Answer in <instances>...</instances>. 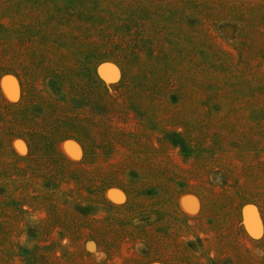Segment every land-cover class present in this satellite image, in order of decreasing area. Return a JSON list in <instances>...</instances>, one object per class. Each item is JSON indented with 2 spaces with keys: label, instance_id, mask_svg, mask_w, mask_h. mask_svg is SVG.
Wrapping results in <instances>:
<instances>
[{
  "label": "rangeland",
  "instance_id": "374dc122",
  "mask_svg": "<svg viewBox=\"0 0 264 264\" xmlns=\"http://www.w3.org/2000/svg\"><path fill=\"white\" fill-rule=\"evenodd\" d=\"M19 73L27 76L26 88ZM52 81L71 94L68 103L113 115L116 128L136 134L140 147L106 141L101 130L87 157L64 120L42 121L57 98ZM22 125L38 140L33 171L21 163L30 157L18 136ZM54 130L61 132L56 152L48 143ZM5 141L21 161L11 170L0 159V264L105 258L87 241L84 218L77 233L56 227L58 221L37 241L28 242L24 232L22 204L24 210L33 204L35 218L47 217L24 193L43 190L45 175L56 180L47 192L66 191L80 168L86 174L79 191L101 190L107 200L94 208L107 222L108 264H162L144 247L157 231L163 242L235 237L264 259V218L253 202H264V0H0V157ZM126 185L139 191L130 206ZM7 212L14 220L5 221Z\"/></svg>",
  "mask_w": 264,
  "mask_h": 264
},
{
  "label": "trees",
  "instance_id": "16d2710c",
  "mask_svg": "<svg viewBox=\"0 0 264 264\" xmlns=\"http://www.w3.org/2000/svg\"><path fill=\"white\" fill-rule=\"evenodd\" d=\"M18 77L23 85V87L26 88L28 84V79L25 74H18ZM58 85L57 82L52 81V86L55 88H49L52 95L54 97H57L54 102L46 106V110L48 111L47 116L45 119H42V121L47 120L46 118H57L64 120V130L68 127L71 128V131L73 133L74 138H76L85 149L86 156H90L92 149H95L94 146V140H95V134H99L101 130L107 131V137H105V140L107 141L109 139H125L126 142H131L134 144V146L140 147V144L135 142L136 134L128 132V130H121L116 128V126L113 124V115H108V112H102L99 114L98 112L95 114L87 113L85 110H83V104L80 102H73L71 101L68 103V101L65 100V98H70L71 94L68 92V90H61V85ZM64 83H62V89H63ZM58 92H61L58 93ZM27 93V99L30 96V92L26 91ZM63 94H67V96L64 97ZM64 98V99H63ZM108 101V100H107ZM112 101V100H110ZM110 101L105 103L109 106L114 105V103H110ZM24 106V104H23ZM22 106V107H23ZM19 108V113L23 111V109ZM102 109V108H100ZM133 111V110H132ZM24 112V111H23ZM26 116V123H29L31 119L26 114H22ZM145 116V115H143ZM15 121L13 122V125L15 126V123H19L17 121V118L20 117V115L15 114ZM23 124H25L23 122ZM26 125V124H25ZM24 125H22L20 129H23V132L18 135L19 137H23L27 140L29 146H30V157L29 161L25 162L22 161L21 163H27L22 164L24 168H27L30 171L35 170L33 167L30 166V164H35L38 158V140L33 137L32 139H29L27 135H25V132L30 133L31 131L29 128H23ZM62 127V126H60ZM25 129V130H24ZM96 131H99L96 133ZM61 133L60 130L53 132H50L48 143H50V146L54 149L56 152V137L58 136V133ZM24 134V135H23ZM181 134H176L174 137L177 139L181 138ZM37 141V143H36ZM170 143H172L173 146L178 147H184V144H177V142H173L172 140H169ZM180 143V142H179ZM5 148L7 145V141L4 142ZM4 148L6 155L0 157V159H3V164L8 167L11 170H15L17 166L19 165L20 159H16L15 155L11 151V147ZM127 149V147H125ZM154 151L159 153V149L156 148L154 145L152 146ZM37 149V150H36ZM113 149V146L110 148ZM152 149V150H153ZM3 151V150H2ZM153 153H145L143 156H151ZM130 153V152H128ZM138 153L134 148L132 149L131 157L134 159L136 158V155ZM110 155V152L108 153ZM107 155V156H108ZM140 155V154H139ZM54 157H58L55 153L53 155ZM154 156H156L154 154ZM35 160V161H34ZM59 163L67 165V163L59 158ZM1 164V162H0ZM32 170H31V168ZM67 167H73V166H67ZM59 169V167H57ZM80 173L79 180L72 179L73 183H70V181L67 182V185L70 187L68 190H60L58 193H49L48 190H53V187H55L54 178H49L48 175H45L44 178H41L44 181V189L41 190L40 188L37 189L34 193H24L25 197H28L32 201H36L39 204V210L41 212H45L47 214L46 218L37 217L35 218L33 216V204L29 203L28 207L29 210H24L23 205H27V203L22 204V209H20L19 214L22 216L23 221L25 222V235L28 240V242L37 241L41 233L44 231L45 227L49 224L55 223L58 221V224L56 227H60L61 229L69 232L77 233V221H82V218H84L86 223V229L89 230L87 241H94L99 247V251L102 253L103 256H105L104 259H100L97 261V263L93 262L91 264H108V261H106V254H107V239H108V228L105 226L107 223L106 220L103 221V219L97 218V212L94 208L95 205L103 206L106 204L107 200L104 196V193H101L98 190L97 184H93L92 187L94 191H97L95 193L89 192V190H86L83 192L81 189L79 191L78 187L83 186V183L85 181L84 174L85 171L80 169H76ZM56 173V171H55ZM73 185V188H72ZM126 192L129 197L128 206L135 204L136 195L138 194L137 188L133 186L126 185ZM27 191H30V189L27 188ZM70 191V194L72 196H68L65 193H68ZM248 194H254V191H251L250 189L247 190ZM250 194V195H251ZM203 201V207H206V199L205 197H201ZM94 200H96L94 202ZM138 202V201H137ZM260 209L263 218H264V202L261 199V201H253ZM24 203V202H23ZM66 203V204H65ZM140 203V202H138ZM67 207L69 212L65 209ZM100 208V207H99ZM204 211V210H202ZM13 214V212H7V216H3L5 221L8 220H14L10 215ZM55 219V221H53ZM4 223V222H3ZM72 223V224H71ZM6 224V222H5ZM63 225V226H61ZM1 226V223H0ZM162 227L160 223L157 225V230H159ZM154 235V238L144 244V247H148L150 250L153 251V253H157L158 258L160 259L159 262L162 264H264V259L257 260V258L254 257L250 252L245 250L243 244L240 242V239H236L235 237L232 238V240L225 239L222 235H217L212 237L211 239H201L198 238L197 242L192 241H184L181 240L182 235L176 236L174 240H171L170 242H163L160 240L161 231H157L156 233H152ZM163 235V234H162ZM234 239V240H233ZM233 241V242H231ZM40 250V249H39Z\"/></svg>",
  "mask_w": 264,
  "mask_h": 264
},
{
  "label": "water",
  "instance_id": "95a60500",
  "mask_svg": "<svg viewBox=\"0 0 264 264\" xmlns=\"http://www.w3.org/2000/svg\"><path fill=\"white\" fill-rule=\"evenodd\" d=\"M248 207H252V206H248ZM242 216L243 218L244 216H247V217L249 216V209H247V207L242 210Z\"/></svg>",
  "mask_w": 264,
  "mask_h": 264
},
{
  "label": "bare ground",
  "instance_id": "6f19581e",
  "mask_svg": "<svg viewBox=\"0 0 264 264\" xmlns=\"http://www.w3.org/2000/svg\"><path fill=\"white\" fill-rule=\"evenodd\" d=\"M108 70V69H107ZM22 150H23V148H22Z\"/></svg>",
  "mask_w": 264,
  "mask_h": 264
}]
</instances>
